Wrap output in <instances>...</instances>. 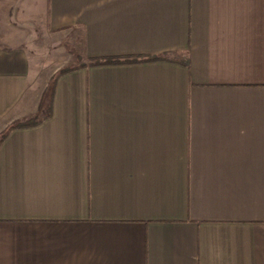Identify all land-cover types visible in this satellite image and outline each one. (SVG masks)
Segmentation results:
<instances>
[{"label":"crops","instance_id":"1","mask_svg":"<svg viewBox=\"0 0 264 264\" xmlns=\"http://www.w3.org/2000/svg\"><path fill=\"white\" fill-rule=\"evenodd\" d=\"M30 119L0 264H264V0H0V140Z\"/></svg>","mask_w":264,"mask_h":264},{"label":"trees","instance_id":"2","mask_svg":"<svg viewBox=\"0 0 264 264\" xmlns=\"http://www.w3.org/2000/svg\"><path fill=\"white\" fill-rule=\"evenodd\" d=\"M160 59L159 56H127V57H107V58H102L94 62L95 64H112V63H126V62H139V61H151V60H156ZM84 65L81 66H75V67H69L61 70L55 77L54 80L51 84L52 89L54 90L56 80L58 77L63 75L64 73L73 70L78 67H83ZM36 120H27L23 122H15L14 124L10 125L2 134L0 144L2 143L3 139L10 133L12 130L17 129V128H22V127H29L33 124H36Z\"/></svg>","mask_w":264,"mask_h":264},{"label":"rangeland","instance_id":"3","mask_svg":"<svg viewBox=\"0 0 264 264\" xmlns=\"http://www.w3.org/2000/svg\"><path fill=\"white\" fill-rule=\"evenodd\" d=\"M82 49H83V45L81 43H78V45L75 47V50L72 51L71 55L69 57H71L72 61H75L76 59H79L82 53Z\"/></svg>","mask_w":264,"mask_h":264}]
</instances>
